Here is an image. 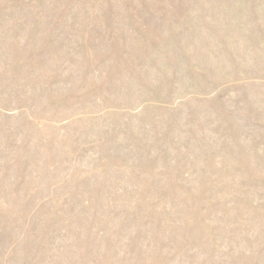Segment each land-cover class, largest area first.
I'll list each match as a JSON object with an SVG mask.
<instances>
[{
    "label": "rangeland",
    "instance_id": "rangeland-1",
    "mask_svg": "<svg viewBox=\"0 0 264 264\" xmlns=\"http://www.w3.org/2000/svg\"><path fill=\"white\" fill-rule=\"evenodd\" d=\"M0 264H264V0H0Z\"/></svg>",
    "mask_w": 264,
    "mask_h": 264
}]
</instances>
